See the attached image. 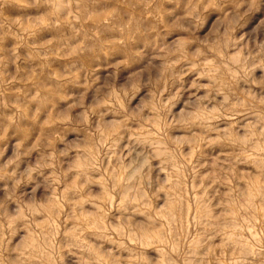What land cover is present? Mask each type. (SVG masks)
<instances>
[{
  "label": "clouds",
  "instance_id": "9594fccd",
  "mask_svg": "<svg viewBox=\"0 0 264 264\" xmlns=\"http://www.w3.org/2000/svg\"><path fill=\"white\" fill-rule=\"evenodd\" d=\"M264 264V0H0V264Z\"/></svg>",
  "mask_w": 264,
  "mask_h": 264
},
{
  "label": "rangeland",
  "instance_id": "374dc122",
  "mask_svg": "<svg viewBox=\"0 0 264 264\" xmlns=\"http://www.w3.org/2000/svg\"><path fill=\"white\" fill-rule=\"evenodd\" d=\"M66 264H72L71 258L66 261Z\"/></svg>",
  "mask_w": 264,
  "mask_h": 264
}]
</instances>
